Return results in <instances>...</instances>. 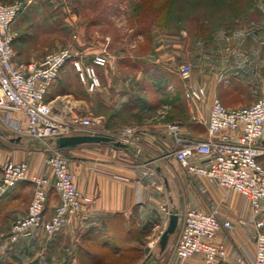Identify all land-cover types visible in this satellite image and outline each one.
<instances>
[{
	"label": "rangeland",
	"instance_id": "obj_1",
	"mask_svg": "<svg viewBox=\"0 0 264 264\" xmlns=\"http://www.w3.org/2000/svg\"><path fill=\"white\" fill-rule=\"evenodd\" d=\"M0 1L28 3L12 26L18 62L37 61L64 48L87 58L107 51L110 61L102 71L104 88L91 96L98 112L115 117L110 122L115 129L158 120H187L185 82L177 73L182 64H192L193 72L196 70L200 76L208 54L239 50L264 54V0H172L171 10L162 7L168 0ZM247 60L241 63L245 65ZM256 61L264 66V59ZM141 71L143 74H138ZM229 72H225L226 83L221 85L233 91L219 97L223 105L233 109L253 105L264 82L248 81L246 74L234 76ZM55 82V89L67 93L83 86L71 64L63 68ZM170 85L173 89H169ZM52 89L50 94L56 92ZM125 93L129 94L125 100L118 98ZM226 98L235 99L238 105L228 103ZM11 138L18 136L0 121V146ZM10 227L3 228L6 232L0 235L1 241L6 240ZM153 227V223L137 225L120 217L107 230L94 235L93 240H84L79 250L107 254L111 264H135L152 242L155 254L159 252L157 242L165 226L154 235ZM176 238L177 231L171 238L173 244ZM104 243L111 246L112 252L102 248ZM64 244L70 247L68 242ZM113 249L139 253L133 255L136 260L129 261L126 255L125 259L114 258ZM2 251L4 248L0 250V264H57L55 250L49 255L37 250Z\"/></svg>",
	"mask_w": 264,
	"mask_h": 264
},
{
	"label": "crops",
	"instance_id": "obj_2",
	"mask_svg": "<svg viewBox=\"0 0 264 264\" xmlns=\"http://www.w3.org/2000/svg\"><path fill=\"white\" fill-rule=\"evenodd\" d=\"M258 3L256 6L260 9L261 5ZM206 59L208 60L204 63V71L200 76L195 70L191 80H183L184 91L191 83L203 85L207 90V95L201 104L187 100V120H158L147 124L128 125L127 127L132 126L137 129L140 139L135 144H126L127 148H115L111 143H101L63 149L62 152L69 161V169L75 176L77 189L83 196L84 211L72 217L64 230L56 236L39 234L35 238L21 240L14 245H9L6 240L1 241V239L0 250L4 248L6 253L37 250L48 255L55 250L57 264H81L78 253L81 243L93 239L107 221L111 224L124 217L135 221L137 225L153 223L154 235L159 232L161 226H165L166 229L171 213L178 215L179 226L181 219L190 209L203 212L219 209L223 219H232L234 222L232 229L222 230L216 237L215 241L223 244L227 250L225 259L219 264H252L256 253L253 238L255 225L249 222L245 225L237 223L239 218L245 220L250 218L252 212L250 203L236 191H228L204 176L189 174L174 158L173 153L185 142H197L209 138L207 124L214 100L233 91V88L225 89L221 85L226 83L224 78L226 71H230L229 73L234 76L246 74L250 77L246 78L248 81L264 82L262 76L264 66L256 61L257 59L262 61L264 54L240 50L222 51L216 56L208 54ZM211 59H215L216 62ZM244 59H248L245 65L241 63ZM104 69L99 70L101 82ZM75 75L78 79L76 72ZM78 82L81 83L79 79ZM55 83L47 94V102L56 119L79 127V130L72 135H91L81 128L80 122L84 118H100L104 128L109 132H118L126 128H111L110 122L115 117L97 111V103L91 95L103 90V82L93 93L88 92L82 83V88L72 93L55 89ZM51 89L52 91L55 89L56 92L50 94ZM169 89H173L172 85ZM128 96L129 94L125 93L118 95V98L122 97L125 100ZM226 99L228 103L238 105L235 99L233 101ZM2 115L10 120L23 118L21 114L14 112H2ZM170 122L178 123L180 142L168 129ZM23 138L20 137V141L11 138L8 144L0 146V180L3 167L20 162L29 165L27 178L0 198V235L5 234L6 231L2 230H8L14 221L27 215L34 193L31 177L40 168L50 182L47 187L48 216L60 202V196L53 188L55 176L45 165V159L49 155L47 145L31 138L23 142ZM257 219L264 222V207ZM160 236L157 242L159 252L155 254V243L152 242L149 252H146L147 247L144 248V256L135 264H202L200 255L185 261L178 259L173 253L172 236L162 252L159 244ZM67 242L70 247L65 246L64 243Z\"/></svg>",
	"mask_w": 264,
	"mask_h": 264
},
{
	"label": "built area",
	"instance_id": "obj_3",
	"mask_svg": "<svg viewBox=\"0 0 264 264\" xmlns=\"http://www.w3.org/2000/svg\"><path fill=\"white\" fill-rule=\"evenodd\" d=\"M27 4H4L0 1V121L18 137H29L47 145L49 155L45 165L55 176L53 188L59 194L60 202L48 216L47 187L50 182L40 168L31 177L34 193L28 213L14 221L7 234L6 241L10 245L39 234L56 236L72 217L84 211L83 196L69 169L68 158L52 143L60 137L71 136L79 127L56 119L47 102V94L67 64L72 65L87 91L95 92L102 85L99 70L107 67L110 61L106 50L87 58L64 48L37 61L18 62L12 26ZM178 74L184 81L191 80L192 64H182ZM184 95L187 100L201 104L207 90L203 85L191 83L186 86ZM2 112L19 113L23 118L10 120ZM80 125L91 135L107 136L124 144H135L140 139L135 127L109 132L100 118H84ZM168 129L180 142L178 123L170 122ZM207 131V140L185 142L173 156L189 174L204 176L228 191H236L250 203V218H239L237 223L255 225L253 238L256 253L252 264H264V222L257 219L264 207V86L260 97L249 107L227 108L216 98ZM28 171L26 162L3 167L0 198L25 180ZM233 226V220L223 219L219 209L210 212L190 209L178 226L173 253L181 261L200 255L202 264H219L225 259L227 250L215 241L216 237L222 230L232 229Z\"/></svg>",
	"mask_w": 264,
	"mask_h": 264
},
{
	"label": "water",
	"instance_id": "obj_4",
	"mask_svg": "<svg viewBox=\"0 0 264 264\" xmlns=\"http://www.w3.org/2000/svg\"><path fill=\"white\" fill-rule=\"evenodd\" d=\"M16 141H20V138L15 139ZM52 143L58 149H69L83 144H106L111 143L115 148H127V145L114 141L112 138L107 136H99V135H71V136H63L58 138L56 141H52ZM178 215L176 213H171L169 217V222L166 229L162 232L160 236V248L163 252L169 242V239L172 235H174L178 228ZM150 247L146 248V252H149Z\"/></svg>",
	"mask_w": 264,
	"mask_h": 264
},
{
	"label": "trees",
	"instance_id": "obj_5",
	"mask_svg": "<svg viewBox=\"0 0 264 264\" xmlns=\"http://www.w3.org/2000/svg\"><path fill=\"white\" fill-rule=\"evenodd\" d=\"M212 1H219V0H212ZM172 4H173L172 0H168V2L163 4L162 7H167L168 6L170 8V10H171L172 9V7H171ZM170 121H174V120H170ZM107 222H106V224H104L103 229L100 230L98 233H100L101 231H105V230H107L109 228L110 224H108ZM97 234H95V235H97ZM102 248L105 251L112 252L111 246H108L106 243H104L102 245ZM113 250L114 251L112 253V256L114 258L125 259L126 256H128V258H130L129 261H131L132 259L136 260V258L133 257V255H137L139 253V251H137V250L136 251L135 250H128V251L122 252V253H120L117 249H113ZM79 256H80V259L82 261L81 264H111V262L107 261V258H109V257H107V254L104 255L103 253H100V252H93V251H91L89 249L80 250Z\"/></svg>",
	"mask_w": 264,
	"mask_h": 264
}]
</instances>
